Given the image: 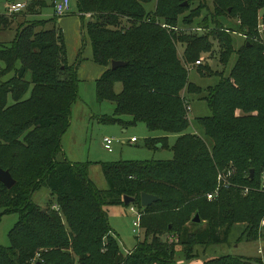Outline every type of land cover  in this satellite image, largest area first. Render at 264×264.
<instances>
[{
	"label": "trees",
	"instance_id": "1",
	"mask_svg": "<svg viewBox=\"0 0 264 264\" xmlns=\"http://www.w3.org/2000/svg\"><path fill=\"white\" fill-rule=\"evenodd\" d=\"M76 4L82 20L90 15L85 27L92 60L105 68L95 82L96 100L114 105L112 115L101 120L124 129L144 123L159 132L147 138L150 148L165 147L168 135L175 134L173 156L104 163L108 186L97 188L87 167L68 161L61 150L81 56L68 64L58 16L47 20L53 22L49 29L37 30L46 22L40 19L20 25L11 41H0V168L15 180L11 188L0 181V217L18 214L9 245H0V264H173L177 245L191 259L198 255L196 246L224 244L232 235L264 239V32H258L264 0ZM44 6L34 0L24 13L39 14ZM19 14H0V30ZM227 18L236 19L235 29L224 25ZM235 32L244 37L237 49ZM233 53L227 75L206 62L225 67ZM112 60L127 64L112 69ZM194 66L218 74V82L204 88L190 82ZM194 94H203L211 112L196 118L203 136L188 131L185 105ZM44 185L52 197L45 208L31 200ZM142 192L159 200L143 207ZM125 195L135 198L144 237L124 256L104 207L124 204ZM195 213L201 222L191 221ZM166 233L176 240L168 242ZM203 264H264V254L225 255Z\"/></svg>",
	"mask_w": 264,
	"mask_h": 264
},
{
	"label": "rangeland",
	"instance_id": "2",
	"mask_svg": "<svg viewBox=\"0 0 264 264\" xmlns=\"http://www.w3.org/2000/svg\"><path fill=\"white\" fill-rule=\"evenodd\" d=\"M34 0H0V14L6 12V4L10 2H20L26 7L20 11L21 14L15 20H12L9 28L0 30V41H11L16 30L20 25H26V22L40 19L46 20L45 23L37 26V30L49 29L53 27V22L47 21L56 16L53 12V1L41 0L45 2V6L40 9L39 14L26 16L27 5ZM152 9L153 3L146 6ZM264 11V9L262 10ZM57 17V16H56ZM62 22H60V20ZM90 19V15H85L83 21L78 12L76 0H70V10L68 14L57 17L56 26L61 28L66 47V58L68 64H76L78 54L80 61L77 66V96L71 104L69 125L61 137V150L63 156L70 162L81 163L85 165L89 172V178L93 184L99 189L107 188L108 184L103 177L102 164L113 163L118 161H147V160H168L173 154L170 146L174 143L176 135L169 134L167 137V145L165 147L150 148L146 145V140L149 137L158 135L159 132L149 131L145 124L137 122L136 124L128 125L123 131V126L117 122L102 121V117L110 116L113 113L114 105L109 101L98 102L95 97V82L96 79L91 78V66H96L90 58L86 59V50L91 52V44L86 31L85 24ZM59 20V21H58ZM224 25L228 28L235 29L237 25L236 19L227 18L223 20ZM83 23V25H82ZM234 47L238 48L244 41L238 33L232 34ZM264 41V35H263ZM236 59V54L233 53L230 57L227 66L213 63L208 58L206 62L212 64L214 71L224 70V75H227ZM196 62V61H195ZM93 64V65H91ZM99 66V65H98ZM101 68V67H100ZM8 76H5V79ZM29 79V75H27ZM219 75L203 74L194 66L188 71V80L200 87H207L218 82ZM121 89V84L115 85L116 92ZM203 95V94H202ZM202 95H187L190 105V125L189 132L197 133L203 136L202 129L197 125L196 118L208 116L211 114ZM128 120V117H125ZM111 137L113 140L112 151H108L103 147V138ZM135 137L136 142H131L130 138ZM159 145V144H158ZM264 176L262 173L261 178ZM52 197L49 189L44 185L36 190L31 200L45 208ZM135 202L129 204L107 205L104 207L109 224L116 234L122 254L125 256L129 250L133 249L135 244L142 240L144 232L140 227L133 225L137 221V206ZM133 204L135 211L130 210ZM18 219L16 212L4 214L0 217V245L8 246L9 231ZM263 224V223H262ZM168 242L176 240L174 234H165ZM139 239V240H138ZM198 255L187 259L180 245L176 246V253L173 264H203L210 258L231 255L243 257H258L264 254V239L258 241L236 240V235H232L226 243L218 244L203 248L196 246Z\"/></svg>",
	"mask_w": 264,
	"mask_h": 264
},
{
	"label": "built area",
	"instance_id": "3",
	"mask_svg": "<svg viewBox=\"0 0 264 264\" xmlns=\"http://www.w3.org/2000/svg\"><path fill=\"white\" fill-rule=\"evenodd\" d=\"M25 7H26V5L23 4V3L10 2V3H7L5 11H6L7 14H11V13L20 12ZM53 10H54V15H56L58 17L65 15L70 10V0H55L53 2ZM258 32L259 33H263L264 32V24H262L261 22L258 23ZM199 63H200L199 60H197L195 62V64H199ZM185 110H186L187 118L190 121L191 117H190V105L189 104L185 105ZM130 141L131 142H136L137 139L135 137H131ZM102 144H103L104 149H106L108 151H112L113 140H112L111 137H108V136L104 137ZM221 178H222V176L219 177V179H221ZM260 188L264 190V176L262 177V182L260 184ZM247 190H248L247 187L244 188V192H247ZM217 192H218V187L214 190V192L208 193L206 195L207 199L208 200L213 199V197L216 196ZM52 208L57 209L56 205H53ZM130 210L131 211H135L134 206H130ZM136 217H137V221H134L133 225H136L137 227H140L139 226V218H140L139 211L137 212V216Z\"/></svg>",
	"mask_w": 264,
	"mask_h": 264
},
{
	"label": "water",
	"instance_id": "4",
	"mask_svg": "<svg viewBox=\"0 0 264 264\" xmlns=\"http://www.w3.org/2000/svg\"><path fill=\"white\" fill-rule=\"evenodd\" d=\"M127 62L126 61H122V60H112L111 61V65L110 67L112 69H116L118 67H121V66H124L126 65ZM160 146V145H159ZM251 172V176H252V173H253V169L250 170ZM0 181L7 187V188H11L14 184H15V180L13 179V177L11 176L10 172L8 170H4L2 168H0ZM123 200H124V203L125 204H129V203H132V202H135V198L134 197H131V196H127L125 195L123 197ZM159 200V197L154 195V194H150V193H146V192H142L141 195H140V204L143 206V207H146L150 204H152L153 202ZM45 211V209H44ZM192 222H195V223H199L201 222V219L198 215V213H195L193 218L191 219ZM36 264H46V263H43L41 261H37Z\"/></svg>",
	"mask_w": 264,
	"mask_h": 264
},
{
	"label": "crops",
	"instance_id": "5",
	"mask_svg": "<svg viewBox=\"0 0 264 264\" xmlns=\"http://www.w3.org/2000/svg\"><path fill=\"white\" fill-rule=\"evenodd\" d=\"M41 1V0H40ZM42 2H44V1H42ZM54 2V1H53ZM45 3V2H44ZM7 5V4H6ZM53 12H54V10H53ZM69 12V11H68ZM68 12L66 13V14H68ZM65 14V15H66ZM60 20V22H62V20L61 19H59ZM58 20V21H59ZM83 21V20H82ZM82 25H83V23H82ZM86 59H88V60H90V58H91V60L90 61H92L93 62V60H92V51L90 52L89 50H88V48H87V50H86ZM93 63H95V62H93ZM91 65H93V64H91ZM95 65L96 66H91V69H92V73H91V78H94V79H96L98 76H99V74L103 71V66H101V65H99L98 66V64H96L95 63ZM101 67V68H100ZM123 131H125V129H123Z\"/></svg>",
	"mask_w": 264,
	"mask_h": 264
}]
</instances>
